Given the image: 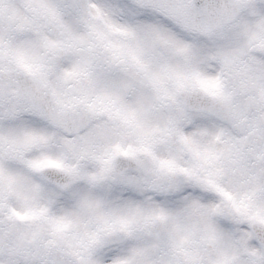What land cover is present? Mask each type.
<instances>
[{
  "label": "snow or ice",
  "instance_id": "obj_1",
  "mask_svg": "<svg viewBox=\"0 0 264 264\" xmlns=\"http://www.w3.org/2000/svg\"><path fill=\"white\" fill-rule=\"evenodd\" d=\"M0 264H264V0H0Z\"/></svg>",
  "mask_w": 264,
  "mask_h": 264
}]
</instances>
